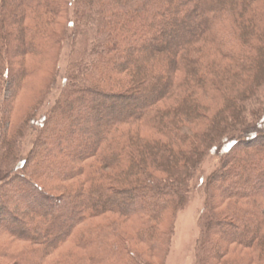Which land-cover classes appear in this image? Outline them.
Returning <instances> with one entry per match:
<instances>
[{
	"label": "trees",
	"instance_id": "1",
	"mask_svg": "<svg viewBox=\"0 0 264 264\" xmlns=\"http://www.w3.org/2000/svg\"><path fill=\"white\" fill-rule=\"evenodd\" d=\"M212 154L194 264H264V0H0V264H154Z\"/></svg>",
	"mask_w": 264,
	"mask_h": 264
},
{
	"label": "rangeland",
	"instance_id": "2",
	"mask_svg": "<svg viewBox=\"0 0 264 264\" xmlns=\"http://www.w3.org/2000/svg\"><path fill=\"white\" fill-rule=\"evenodd\" d=\"M68 22V18L62 17L61 24L57 26L56 29L60 32H63L65 29L68 28ZM62 59L66 60V57L64 56L62 57ZM43 80L44 78L42 76V73H40L19 92L11 112L13 120L12 123L13 126L16 125V130H19V128L24 124V122L28 120V117L32 115V113L40 107V104L43 103V100H45L46 86L44 87V85H41V81ZM58 84L61 86L60 80L58 81ZM55 95H57V93L53 94L52 92L51 96L49 97V100L53 96L55 98ZM35 140V132L30 131L28 136L24 140V144L22 145V156L26 157L27 153L31 151L30 149ZM216 140L217 139L215 138L214 142H216ZM238 148L242 149V146ZM261 148H263V146H261ZM232 153H235V151ZM233 155L234 154H232L231 156ZM218 162L219 158L212 154L207 158V160L203 164L202 168L198 173V177L195 180L194 188L190 194V197L188 198V201L186 202L185 206L179 210L176 216L174 234L171 238L169 251H167L164 255H160L157 258L150 259L154 264H162L164 258L166 261L165 264L195 263L196 240L199 234V216L204 205L205 195L207 192V189L205 188V183L207 182L206 179L208 175L217 167ZM30 164H32V161L30 162ZM1 177H5V174L2 175L0 172V178ZM50 190L57 195L61 193V189L56 188L54 186L53 188H50ZM217 198L219 199V197ZM128 205L129 206H127V208L131 206V203ZM128 223L129 224H126V227L132 231L133 227L130 226V222ZM22 246L23 244L18 243L17 247L16 245L14 246L15 248L12 247V250L18 251L22 248ZM245 255L246 253L241 254V256ZM8 262H10V260L7 261V263Z\"/></svg>",
	"mask_w": 264,
	"mask_h": 264
}]
</instances>
